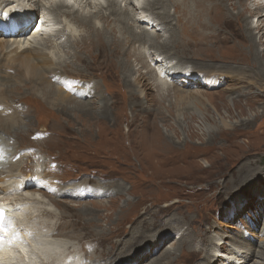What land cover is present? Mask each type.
I'll list each match as a JSON object with an SVG mask.
<instances>
[{
    "label": "rangeland",
    "instance_id": "obj_1",
    "mask_svg": "<svg viewBox=\"0 0 264 264\" xmlns=\"http://www.w3.org/2000/svg\"><path fill=\"white\" fill-rule=\"evenodd\" d=\"M210 2L218 4L222 13L227 12V9L223 10L221 0H193L202 7L200 15L195 17L204 18V27H198L200 30L210 28L218 32L217 40L209 41L211 45L207 48L192 51L175 48L174 42L171 43L173 45L164 43L166 52L184 58L188 69L232 74L231 79L228 75L227 81L209 88L190 86L183 89L187 93L202 95L190 110L187 100L181 105L175 102L171 89L175 86H172L171 80L166 81L167 84L164 82L167 88H162L159 96L157 89L151 85L150 90L140 86V94L136 89H130L126 84L127 77L120 68H113L104 56L94 55L90 29H86L87 38L80 45V51L68 56V61H74L72 67H75L68 70H72L74 76L98 82L104 104L99 106L95 101L84 102L94 109H89L92 112L89 114L50 108L38 98L44 86H36L38 90L34 92L27 81L23 82V87L9 94L13 99L8 102L15 105L22 117L19 126L2 135L13 151H18L14 162L20 161V170L24 175L32 174L37 178L46 175V163V177L61 182L63 188L70 186L69 193L75 197H62L63 203L58 202L56 207L47 198H42L55 215L61 214L74 220V227L69 233L60 235L63 241L70 240L79 247L78 238H95L109 247L118 237L128 235L130 226L135 225L138 216L143 213L148 223L152 224L147 233L150 238H137L130 246H120L123 254L119 255L116 249L111 257L123 258L138 248L143 251L150 248L155 238L165 236L167 240L159 247L162 252L172 247L176 249L178 242L184 245L181 254L176 252L177 256L168 260L171 264L206 263L207 256L197 261V258L191 257L193 252L186 250L188 240L194 244L200 242L199 231H203L206 242L215 239L216 245L221 242L219 246L224 247L222 243L226 241L230 252H264L259 243L264 227V81L258 80L255 72L253 75L252 71H256L253 68H244L243 62H247L241 55L244 48L241 44L234 46L239 39L232 44L235 31L244 26L242 19L238 23H229L222 21L221 15L207 17L206 13L210 10L202 5ZM226 4L230 13H241L242 7H233L229 2ZM80 6L78 11L85 13L92 9L82 7L81 3ZM248 8L253 9L252 4H248ZM129 10L134 9L130 7ZM247 21L254 27L257 17ZM72 31L78 33L79 30L72 28ZM121 31H124L122 27ZM108 37L114 38L111 35ZM127 38L130 36L125 34L117 39L124 50L127 49ZM149 38V41H156L143 43L153 49L170 39L159 36ZM38 41L53 43L49 36L40 37ZM180 41L187 47L181 36ZM197 49L200 51L194 52ZM156 58L159 62L160 57ZM151 64L157 69L155 63ZM133 69L142 74L148 72L144 67ZM260 70L264 71L263 64ZM148 80L152 84L153 80ZM160 96L163 98L160 99ZM29 109L31 115L25 118L23 112ZM157 110H160L158 115L155 114ZM177 114H180L179 119ZM96 184L106 185L105 189L110 184L114 192L96 196L93 193ZM31 212L34 213V210ZM179 231H183L182 235ZM145 243L148 245L143 246ZM156 256L152 254L143 264H148ZM260 263L264 264V257L260 259L258 254L247 262Z\"/></svg>",
    "mask_w": 264,
    "mask_h": 264
},
{
    "label": "bare ground",
    "instance_id": "obj_2",
    "mask_svg": "<svg viewBox=\"0 0 264 264\" xmlns=\"http://www.w3.org/2000/svg\"><path fill=\"white\" fill-rule=\"evenodd\" d=\"M100 1L105 3V7L101 5ZM120 2L123 3V6ZM221 2L223 3V10L227 9L226 13H222L218 4L210 2L202 5L211 12H207L206 16L217 17L221 15L222 21L229 23H238L242 19L244 26L235 31L231 39L233 40L232 44L235 43L236 39H239V42L235 43L234 46L241 44L244 48L241 51V55L247 60V62H243L244 68H253V70H256L252 71L253 75L255 72V77L264 81V71L260 70L261 65H264V2L257 0H221ZM226 2L231 3L233 7H242L241 13L235 15L230 13L226 7ZM74 3H81L82 7L84 5L92 9L87 13L78 11L79 9L73 6ZM94 3L93 6L90 0H0V205H4V208L7 209L10 222V225L5 229V233L7 234L12 229V224L20 235L18 242L13 238H9L6 242L16 243L19 246L28 240L25 238L26 236L34 237L33 239L40 247L38 250L46 253L48 257L47 261H43L42 264H139L140 262L143 264L152 254H157V256L148 264H171V261L168 260L171 257H176L178 253L181 254L184 245L180 244L182 242H178L176 249L172 247L171 250L162 252L159 247L167 240L165 236L159 239L155 238L150 248L147 247L143 251L138 248L137 251L123 258L111 257V254L117 250L119 255L123 254V250L119 249L120 246L124 248L130 246L137 238H150L147 233L152 224L148 223L147 217L143 213L138 218L136 217L138 222L135 220L137 223L135 222V225L130 226L129 234L118 237L109 247H105L100 240L95 238L94 240H89L86 237L83 239L76 238L79 247H76L70 240V242L63 241L61 236L74 227V220L65 218L61 214L59 216L55 215L49 209V204H46L42 198H47L49 203L56 207L58 202L63 203L61 201L62 197L71 196L75 198L74 195L69 193L71 187L66 186L63 188L61 182H55L46 177L48 175L46 163L44 164L46 175L41 178H37L32 174L24 175L20 170V161L14 162L18 152L17 149L13 151V147L2 136L7 135L9 130L21 124L22 117L20 113L14 107L15 105L10 104L8 101L13 99L9 94L23 87L24 81L31 85V90L34 92L38 90L36 86H44V90L38 98L50 108H58V110L67 113H92L91 111L94 109H90L88 104L84 102L95 101L99 106L104 104L98 82H93L92 78L74 76L73 71L68 70V68L75 67H72L74 61H68L67 58L69 55L73 53L76 55L80 51V45L87 38L88 31L86 29H90L89 34L90 31L92 32L91 48L95 53L94 55L104 56L110 61L113 68H120L127 77V86L130 89H136L139 94L138 89L140 86L150 90L151 85L157 89V95L159 96L162 88L166 87L163 85L164 82L167 84L168 80H171L173 81L172 86H175L171 88L175 102H180L181 105L182 101L187 100L191 106L189 107L190 110L193 108L194 103L200 101L202 95L197 96L190 92L187 93L183 89L190 86L209 88L214 84L227 81L228 75L230 79L232 78V74L227 72L220 71V73H216V70H200L192 67L188 69L184 58H179L176 53L166 52L167 47L164 46V43L171 44L174 42L175 48L192 51L195 48H207L211 45L209 41L217 40L219 35L215 30L212 31L210 28L205 31L200 30L201 27H204V18L199 19L195 16L200 15L202 7L193 3V0H147L144 1L139 13H137L138 9L135 5L130 3L129 0H94ZM248 4H252L253 9L249 10ZM130 7L134 10H129ZM39 10H42V14L38 18ZM5 12L8 14L2 15ZM71 17H74V19H71ZM252 17H257L254 27L247 21L248 18ZM36 18L41 19V21L37 29L35 27L37 31L31 35V26L36 23ZM56 25L61 27H56ZM120 26L124 31H121ZM72 28L79 30L78 33H74ZM184 29L190 30L183 33ZM41 30L49 32L48 36L53 39L52 44H48L47 41H38L35 38V36L40 35ZM125 34L130 38H127V49L124 50L117 39L121 36L124 37ZM109 35L114 38L111 39L108 37ZM149 36L169 37L170 39L163 41L156 49H153L146 44L144 45L147 40L151 43L156 41V39L149 41ZM180 36L189 48L181 43ZM144 49L147 51L145 52ZM196 51L200 50H194V52ZM156 57H160L159 62ZM151 62L155 63L157 69L154 68V65L152 67ZM140 67H144L148 72L142 74L139 70L134 71L133 69ZM241 70L245 72V69ZM131 77L133 80H131ZM148 78L151 81L153 80L152 84L149 83ZM144 82L147 83L144 85ZM143 97L145 99L146 94ZM163 97L160 96V99ZM159 111L157 110L155 114L158 115ZM23 113L25 118H29L31 115L30 109ZM179 116L180 114H177V119H179ZM81 185H78V188ZM94 186L93 193L96 196L114 192L110 184L107 185L106 189L104 184ZM127 205H130V202H127ZM32 209L34 213L31 212ZM81 212L85 213L84 211ZM178 233L182 235L183 231ZM202 233L203 231L198 232L200 242L194 244L191 240H188V247L186 248L188 253L193 252L191 257L197 258V261L207 256L206 263L200 262L199 264H247L253 255L257 256L258 254L260 259L264 257V252L259 251H256L255 254L230 252V249L226 248V241L222 243L225 246L221 247V245L219 246L221 242L217 245L214 243L215 239H209L206 242ZM246 235L249 236V233ZM129 236H132V238L129 239ZM250 237L254 238L251 235ZM260 238H262L259 241L261 243L260 247L264 249V227ZM178 240H180V237ZM230 241L233 240L230 239ZM142 245L146 246L148 243ZM5 246V242L0 245L1 248ZM202 246L208 247L207 250L202 249ZM152 250H154L153 253ZM222 250L227 251V253L221 254ZM138 251L140 252L137 253ZM136 253L137 255H135ZM8 255L11 257L14 252L5 253V256ZM26 257L27 253L21 251L18 260L12 261L10 264H30L33 260L27 261L28 258L26 259ZM43 257V255L37 253L36 264H39Z\"/></svg>",
    "mask_w": 264,
    "mask_h": 264
},
{
    "label": "snow or ice",
    "instance_id": "obj_3",
    "mask_svg": "<svg viewBox=\"0 0 264 264\" xmlns=\"http://www.w3.org/2000/svg\"><path fill=\"white\" fill-rule=\"evenodd\" d=\"M2 220H3V213L0 212V221H2Z\"/></svg>",
    "mask_w": 264,
    "mask_h": 264
}]
</instances>
